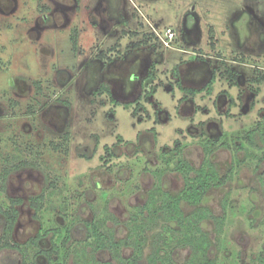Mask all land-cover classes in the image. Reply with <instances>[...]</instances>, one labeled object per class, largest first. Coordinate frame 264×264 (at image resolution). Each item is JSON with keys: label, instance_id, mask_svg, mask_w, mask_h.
Listing matches in <instances>:
<instances>
[{"label": "rangeland", "instance_id": "1", "mask_svg": "<svg viewBox=\"0 0 264 264\" xmlns=\"http://www.w3.org/2000/svg\"><path fill=\"white\" fill-rule=\"evenodd\" d=\"M213 73L210 92L182 88L205 87ZM205 143L230 177L203 201L225 216L221 233L203 223L212 257L263 264L264 0H0V207L23 199L16 242L43 225L86 247L77 224L97 218L127 236L152 171L165 169L164 187L179 191L178 161L198 168ZM43 191L39 220L29 198ZM189 255L179 248L175 264ZM96 256L118 263L108 251ZM16 258L5 250L0 264Z\"/></svg>", "mask_w": 264, "mask_h": 264}, {"label": "trees", "instance_id": "2", "mask_svg": "<svg viewBox=\"0 0 264 264\" xmlns=\"http://www.w3.org/2000/svg\"><path fill=\"white\" fill-rule=\"evenodd\" d=\"M151 73L150 75H153ZM215 80L213 73L205 87H182L188 94L196 95L204 90L209 91ZM112 93L108 87H105ZM103 90V87L100 89ZM150 94L154 93L151 89ZM210 92V91H209ZM116 101V99H113ZM205 143L206 159L196 168L186 159H180L176 170L184 177V186L177 192L168 191L164 187L163 174L165 169L152 171L157 180L149 190L144 204L132 212L127 236L118 238L115 231L108 227L107 220L94 219L77 224L79 231L86 232V247L75 243L68 245L72 237L60 227H40L39 232L23 243L13 239V232L20 217L18 205L22 198H11L8 207H0V256L5 250L17 251L20 258L7 261L4 264H68L72 256L77 264H99L96 256L98 251H108L118 262L117 264H175L174 254L179 248H188L190 255L185 264H217L212 257L213 241L203 227V223L212 219L219 233L224 230L225 216L219 217L212 209L203 203L212 187H222L229 180V175L220 174L210 158L212 149ZM169 162L170 158L165 159ZM233 167L229 170L231 172ZM45 191L29 198L35 217L40 220L46 200ZM184 203L193 207L189 212L184 209ZM229 203L225 202L224 209ZM112 218L115 219L113 215ZM155 231L150 239L148 232ZM49 237L51 245L43 247L41 241ZM150 240V242H149ZM150 243L151 251L146 254ZM131 247L132 254L125 257L123 248ZM34 250L31 255L29 250ZM39 256L46 259L40 262ZM264 264V255L259 257ZM102 264H116L104 261Z\"/></svg>", "mask_w": 264, "mask_h": 264}, {"label": "built area", "instance_id": "3", "mask_svg": "<svg viewBox=\"0 0 264 264\" xmlns=\"http://www.w3.org/2000/svg\"><path fill=\"white\" fill-rule=\"evenodd\" d=\"M166 36H167V39L165 40L166 41V44L169 45V42H171L175 36V33L173 32L172 29L168 28L165 32Z\"/></svg>", "mask_w": 264, "mask_h": 264}, {"label": "water", "instance_id": "4", "mask_svg": "<svg viewBox=\"0 0 264 264\" xmlns=\"http://www.w3.org/2000/svg\"><path fill=\"white\" fill-rule=\"evenodd\" d=\"M151 79L149 78V80L147 81V84H148V82L150 81Z\"/></svg>", "mask_w": 264, "mask_h": 264}, {"label": "flooded vegetation", "instance_id": "5", "mask_svg": "<svg viewBox=\"0 0 264 264\" xmlns=\"http://www.w3.org/2000/svg\"><path fill=\"white\" fill-rule=\"evenodd\" d=\"M170 29H172V28H170ZM173 30V29H172ZM173 32L175 33V31L173 30Z\"/></svg>", "mask_w": 264, "mask_h": 264}]
</instances>
